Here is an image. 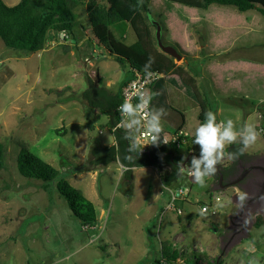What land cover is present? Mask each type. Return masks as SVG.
I'll return each instance as SVG.
<instances>
[{
    "label": "rangeland",
    "instance_id": "obj_1",
    "mask_svg": "<svg viewBox=\"0 0 264 264\" xmlns=\"http://www.w3.org/2000/svg\"><path fill=\"white\" fill-rule=\"evenodd\" d=\"M20 1L4 0L9 6ZM150 7L152 21L167 24L171 15L174 24L181 26L183 21L196 45L211 43L212 30L229 39L232 47L223 57L236 62L232 85L217 88L215 75L207 66L214 61L210 62V54L218 53L211 50L214 47L206 49L199 60L190 54L182 56L190 57L200 90L215 111L218 107L231 110L234 116L224 112L223 118L230 116L233 121L239 116L234 122L237 129L246 122L258 125L255 111L264 109V76L255 69L244 75V63L264 64V16L256 10L242 13L235 6L213 4L208 10H198L169 0H151ZM87 9L86 4L74 9L78 17L75 38L65 41L62 35L51 34L48 50L28 53L6 47L0 38V143L6 147L5 167L0 170V264H158L164 261L161 252L166 244L187 253L186 257L180 254L176 264L185 260L196 264L194 255L202 264L217 257H223L224 264H264V214L259 218L261 226L256 216L252 217L247 221L248 230L232 237V215L240 200L231 188L218 192L217 179L212 186L217 190L213 191L206 181L200 186L184 178L179 188L190 190L186 198L190 203L178 201L183 211L178 215L167 210L168 188L161 201L149 202L158 185L163 190L152 175L140 188L135 185L134 191L121 178L116 163L93 171L84 169L91 149L104 147L113 137L107 117H99L78 98L88 89L89 77L96 82L101 79L104 86L112 79L116 81L112 89L116 90L129 76L128 68L116 62L102 45L93 43L96 37ZM111 29L127 46L137 41L129 24ZM170 37L162 33L163 43L175 46ZM77 40L81 42L79 48ZM253 144L261 152L264 137L258 135ZM24 145L60 171L73 172L67 174L68 181L88 197L95 173L99 197L92 200L99 214L105 210L95 226L84 227L72 213L58 191L59 180L47 183L48 189H44L43 181L20 173L18 160ZM247 149L251 151L250 146ZM211 196L221 197L214 203L218 213L201 214L200 203H208Z\"/></svg>",
    "mask_w": 264,
    "mask_h": 264
},
{
    "label": "trees",
    "instance_id": "obj_2",
    "mask_svg": "<svg viewBox=\"0 0 264 264\" xmlns=\"http://www.w3.org/2000/svg\"><path fill=\"white\" fill-rule=\"evenodd\" d=\"M169 1L198 10H208L213 4L229 5L235 6L242 13L256 10L264 16V0ZM86 2L87 0H21L17 5L9 6L4 0H0V38L8 48L28 53L41 52L47 47L51 34L59 36L65 34L68 38H75L74 29L77 26L78 17L74 9L86 4L97 43L105 47L111 57L123 68H128L133 78L136 71L157 72L164 75L151 87L152 111H159L162 108L165 112L172 107L166 86L167 82L171 81L170 83L182 89L198 104L200 124L205 121L206 112L215 113L210 99L201 92L196 78L183 65H177L174 58L160 51L155 33L157 26L150 18L151 0H89L88 3ZM158 22L165 30V24L161 20ZM123 23L129 24L136 34L137 42L131 46L116 39L111 29ZM174 45L182 52L179 51L182 55H187L183 53L179 44ZM150 61V65L145 67ZM132 77L122 83L118 92H113L104 86L101 79L96 82L89 77V87L78 100L106 116L109 128H113L121 121L118 107L122 103V89ZM127 131L129 134L125 136V129H117L112 132L113 145L91 149L84 169L93 171L119 162L126 167L124 179L131 182L134 168L155 167L161 172L166 188L179 187L187 171L182 173L179 167L184 163L188 167L192 156H199L200 146L193 143L194 137L190 138L189 144L183 150L174 145H164L143 152L131 144V133ZM239 147V144L228 145L224 149V154L233 156L235 161L242 160L245 151L240 154L237 151ZM5 157L6 147L0 143V170L5 167ZM18 168L24 177L43 181L44 189H48L47 183L59 180L60 195L66 199L72 213L82 225L93 227L97 224L98 212L95 204L67 179V174L73 172L60 171L31 152L25 145L21 148ZM232 168L233 166L222 168L223 174L226 176ZM215 178L219 180L220 176L215 174ZM259 223L258 225L261 226L263 221L259 220ZM180 254L187 256V253H179L167 245L163 246V257L167 264H176L182 256ZM194 258L196 264H199V257L194 255ZM187 261L185 260L184 264H187ZM158 264L163 263L158 261ZM207 264H224V258L217 257L215 260L208 261Z\"/></svg>",
    "mask_w": 264,
    "mask_h": 264
},
{
    "label": "crops",
    "instance_id": "obj_3",
    "mask_svg": "<svg viewBox=\"0 0 264 264\" xmlns=\"http://www.w3.org/2000/svg\"><path fill=\"white\" fill-rule=\"evenodd\" d=\"M88 16H89V13H88ZM173 20H175V19L171 15L168 19V23L165 24V30L162 31L163 35L167 36L168 38L171 36L170 39L172 40V42L179 44L180 47L182 48V50H184V52H186L187 55L190 54L191 58H193L194 60H199L202 57V54L205 52L206 49H211L212 47H214L211 50H218V53L216 55L210 54V56H213V59H211L210 56H207L206 58H208L209 60L211 59L210 62H212L214 60L210 65H207V66L211 68V70L213 71V73L215 75L214 81L216 84H218L217 88L220 89L221 85H224V86L227 84L232 85L233 81L235 82V78H236L233 75V68H234L236 62H234V60L231 59L230 57H223V56H227V55H225L226 52H229L231 47H232V45L229 44V39L220 38L219 37L220 32L217 31V34H215V32H214L215 30H212V32L210 34H211V36L213 35L214 37H212V39H210L211 43L206 44V45L201 44L200 46L196 45L195 43H193L194 38H193V40L190 38V35H192L193 33L190 32V30L188 28H183V26H184L183 21H181V23L176 21V23L182 24L181 26H178L177 24L173 23ZM91 28L93 29L92 23H91ZM225 35H229V34L226 32ZM124 36L126 37V34H124ZM92 40H93V43H97V41L94 37L92 38ZM54 44H55V42H52V45H54ZM70 45H72V44L70 43ZM80 45H81L80 40H77L76 46L79 48ZM83 45H84V43H83ZM71 47L72 46H70V49H71ZM45 49H47V48H45ZM214 57L216 59H214ZM189 58L184 57L182 60L183 62L181 64H177V65H183L189 71V73L196 78L198 86L200 88L199 78L191 70V65L188 61ZM176 61L177 60H175V62ZM247 62L248 63H244V66L246 68L244 75L247 76L248 73L252 72L253 69H255L257 71L261 70V74L264 76V64L255 65L254 63H252L250 61H247ZM132 76H133V74L129 72V76L125 80L131 78ZM125 80H123L120 83V85L117 87L116 90L112 89L113 86H116V81H114L112 79H107L105 81V86L113 92H118L121 89V85ZM170 82L171 81L167 82L166 86H167V91H168L169 102H170V105L172 107L170 109H168L167 111H165L160 117L161 118L162 132L172 133V132H175L179 129H185L190 133V136L192 138V137H194L195 129L200 125V121H199L200 109H199V106L191 97L186 95V93L182 89H180L175 84L170 83ZM95 112L99 117L103 116L99 111L95 110ZM191 112L193 114L192 118L190 117ZM224 112L230 113L231 115L234 116V113L231 110L223 109L222 107H218L214 113L216 115L217 122L227 120L226 118L225 119L223 118ZM255 113H256V111H255ZM250 117H248L247 119H249ZM229 118H230V116H229ZM106 119L108 121V118H106ZM239 120H240L239 116H236L233 122L239 121ZM236 123H238V122H236ZM255 127H257V125H255ZM109 131L113 137V140L109 143H106L104 145V147L105 146H111L114 144V136H113V133L111 132L110 128H109ZM92 137L93 136L90 135V139ZM227 146L228 145H226L225 148ZM250 147H251V151L248 149H245V155H244V158H242V160H245L246 158H253L256 156L258 157V156L264 155V149H262L261 152H258L259 149L256 148L257 147L256 145L252 144V145H250ZM237 160H239V159H237ZM236 162H238V161H235L233 156L224 154V150H223V156L220 159V162L218 163L219 167L217 168L216 173L205 178L206 179L205 181L209 184L210 189H212L213 191L217 190V189H213V187H212L214 185V179H216L215 174L220 176L219 171H221L223 173L222 168L228 167V166H233ZM116 165L118 167L117 169L121 172V178L123 180H125L124 179V172L126 170V167H124L119 162H116ZM66 171H68V170H66ZM133 171H134L133 181H131V182L127 181L126 183L128 185L133 186L134 191L136 190V186L138 188H140V185L143 183V180H145L146 177L149 175L153 176V178L157 182V185L159 184V182H161L163 190H160L159 185H158V187H157V189H155V192L153 193L152 197H150L149 202L157 203V202L162 200V196L164 194H168L165 191L166 187L164 185L162 174H160V171L157 168H155V167H141V168H134ZM184 178L190 179V181L193 182V179L191 178V176H189L187 174V171H186V176ZM90 180H91V185H92L91 197H88L87 195H86V197L94 203L92 198L93 197L94 198L99 197L98 192L96 191V187H95L96 186V175H95V173L94 174L92 173V178ZM183 181H184V179L182 180V182ZM182 186H183V184H182ZM223 190H225V189H223ZM223 190L221 188L217 191L221 192ZM232 190H233V192H232L233 196H236V198H238V200H240V201L244 200V198L241 199V194H244V192H242V190L239 187H235ZM169 195L170 194H168V202L170 200ZM212 197L213 196H211V198ZM211 198L209 200H211ZM168 202H167V205H168ZM184 202L190 203V201L187 199ZM200 204H202V203H200ZM235 204H236V207L238 208V204L237 203H235ZM127 206H128V204H127ZM96 209H97V212H99L97 207H96ZM104 214H105V210L102 209L101 214L98 213L99 219L102 218L104 216ZM255 216L257 218L256 220L259 221L260 215H254L253 217H255ZM262 220H264V219H262ZM215 234H217V232H215ZM181 235H183V240H184V234H181ZM214 236L212 237L213 239H215ZM177 237L180 238L179 235H177ZM167 246L171 247L173 250L178 251L176 248L173 247V244L167 245ZM178 252L181 253V251H178ZM161 254H163V247H162ZM207 262L208 261H206L205 264H207ZM199 264H202V263H199Z\"/></svg>",
    "mask_w": 264,
    "mask_h": 264
},
{
    "label": "clouds",
    "instance_id": "obj_4",
    "mask_svg": "<svg viewBox=\"0 0 264 264\" xmlns=\"http://www.w3.org/2000/svg\"><path fill=\"white\" fill-rule=\"evenodd\" d=\"M67 38L63 39L66 41ZM150 63L151 61L145 67H148ZM139 96L140 103L135 106L127 98L119 105L118 110L121 114V121L116 127H123L125 136L129 134L128 129L134 128L135 131H139L144 128L152 134L151 143H155L158 140V134L162 131L160 117L164 110L161 108L159 111L145 113L142 110L149 105L151 96L145 91H141ZM258 135L259 133L253 123L246 122L237 129L232 119L229 118L226 121L217 122L216 115L213 112H206L205 121L194 132L193 143L200 146L199 156H192L187 167V174L191 176L194 183L204 186L205 178L217 171L216 165L222 158L226 145L239 144L240 147L237 151L243 154L245 149L256 142ZM179 171L185 172L182 164L179 167ZM180 194V192L176 193V195ZM243 198L244 194H241V199Z\"/></svg>",
    "mask_w": 264,
    "mask_h": 264
},
{
    "label": "built area",
    "instance_id": "obj_5",
    "mask_svg": "<svg viewBox=\"0 0 264 264\" xmlns=\"http://www.w3.org/2000/svg\"><path fill=\"white\" fill-rule=\"evenodd\" d=\"M63 38H67L65 34H62ZM164 77L163 74L157 72L150 73H142L136 71L134 74V78L125 85L122 89V103L124 100L130 99L133 105L140 103L139 93L141 91H145L148 95L151 96V100L149 105L146 106L142 111L145 113H149L151 110V102H152V94L151 87L157 82L160 78ZM119 111V110H118ZM120 113V112H119ZM257 118L259 120V124L256 127L260 136L264 137V111L259 109L256 110ZM121 117V114H120ZM119 124V123H118ZM117 124V125H118ZM135 127V126H134ZM124 129L123 127H113L110 128L111 132H115L117 129ZM131 133V144L138 148L143 152L150 151L154 148H157L158 144L164 145H174L176 148L183 150L189 144L190 141V133L185 129H179L172 133L162 132L160 135L158 134V140L155 143H151L152 134L147 132L146 129L141 128L139 131H135L133 129H128ZM147 144V145H146ZM170 200L167 205V210L175 211L178 215H182L183 211L177 206V202L180 200H186L187 196H189L190 190L185 188H177L176 190H170ZM177 192H180V195H176ZM221 201V197H212L208 203H204L200 205L201 214H211L216 215L218 213L215 208L214 203H218ZM179 261V260H178ZM163 264H167L165 261H162ZM179 263V262H178Z\"/></svg>",
    "mask_w": 264,
    "mask_h": 264
},
{
    "label": "flooded vegetation",
    "instance_id": "obj_6",
    "mask_svg": "<svg viewBox=\"0 0 264 264\" xmlns=\"http://www.w3.org/2000/svg\"><path fill=\"white\" fill-rule=\"evenodd\" d=\"M229 171L226 176L223 174L225 178L223 185L220 179L217 180L219 187L222 189L239 187L244 192V200L237 203L234 221L231 222L232 237H235L248 230V219L254 215L264 214V196L259 198L264 192V155L238 160ZM238 180L240 181L236 185H229Z\"/></svg>",
    "mask_w": 264,
    "mask_h": 264
},
{
    "label": "water",
    "instance_id": "obj_7",
    "mask_svg": "<svg viewBox=\"0 0 264 264\" xmlns=\"http://www.w3.org/2000/svg\"><path fill=\"white\" fill-rule=\"evenodd\" d=\"M152 22L157 26L156 39H157L158 47L161 50V52H163L164 54L174 58L177 61H182L184 57L182 56V54L174 46L165 45L163 43V41H162V31H163V29H162V26L160 25V23L158 21H152ZM68 49H70V46H68ZM159 147H162V145L158 144L157 148H159ZM183 167L185 168V170H187L186 163L183 164ZM218 167H219V165L217 164L216 168H218ZM219 172H220V183H221V185H223V182H224L225 178H224L223 173L221 171H219ZM239 181L240 180L232 182L229 185H236ZM262 196H264V192L262 193L261 196H259V198L262 197Z\"/></svg>",
    "mask_w": 264,
    "mask_h": 264
}]
</instances>
